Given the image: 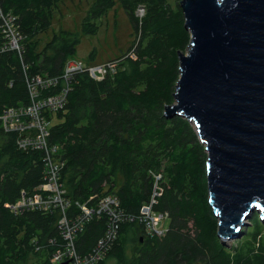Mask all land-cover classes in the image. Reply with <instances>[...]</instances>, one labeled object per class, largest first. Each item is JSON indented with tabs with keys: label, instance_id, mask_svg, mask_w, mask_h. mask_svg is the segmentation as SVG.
<instances>
[{
	"label": "trees",
	"instance_id": "trees-1",
	"mask_svg": "<svg viewBox=\"0 0 264 264\" xmlns=\"http://www.w3.org/2000/svg\"><path fill=\"white\" fill-rule=\"evenodd\" d=\"M61 2L0 0L2 11L16 16L22 34L20 50L0 53V114L6 107L27 104L28 78L59 75L74 56L80 35L96 34L102 17L116 4L122 8L134 36L131 45L109 59L113 71L99 79L87 70L74 73L62 110L48 116L47 141L57 147L55 159L61 162L67 217L80 214L79 204L91 206L107 194L117 198L124 214L115 241L96 264H106L110 257L116 264H264L260 213H253L252 229L246 228L240 242L223 243L208 201L204 146L190 121L164 114L174 101L178 52L190 37L178 3L93 0L80 21L81 34L58 27L43 41ZM138 5L145 8L142 17L135 14ZM94 56L92 49L88 57ZM18 137L0 121V264H53V252L65 241L58 227L59 207L21 213L10 207L22 191H37L46 169L43 151L22 149ZM155 191L151 209L166 213L169 224L162 235L150 236L139 217ZM106 229L105 214L91 215L75 237L77 253L91 251Z\"/></svg>",
	"mask_w": 264,
	"mask_h": 264
},
{
	"label": "water",
	"instance_id": "water-1",
	"mask_svg": "<svg viewBox=\"0 0 264 264\" xmlns=\"http://www.w3.org/2000/svg\"><path fill=\"white\" fill-rule=\"evenodd\" d=\"M190 37L166 117L195 127L223 241L264 214V0H179ZM64 260L57 264H68Z\"/></svg>",
	"mask_w": 264,
	"mask_h": 264
},
{
	"label": "built area",
	"instance_id": "built-area-1",
	"mask_svg": "<svg viewBox=\"0 0 264 264\" xmlns=\"http://www.w3.org/2000/svg\"><path fill=\"white\" fill-rule=\"evenodd\" d=\"M140 12V11H139ZM16 16L11 12L4 13L0 8V33L2 42L0 43V53L7 49L21 48L22 34L15 22ZM134 48V47H133ZM132 49L127 55H132ZM114 60H106L98 64L87 65L80 60H67L63 71L62 79L65 81L63 91L58 95L52 94L53 90L58 89L57 81L49 80L45 76L36 74L30 77L28 82L29 102L26 107L21 105L9 106L4 108L2 115L3 123L6 131H15L19 133L17 142L19 146L31 145L33 148L43 151V160L45 162L44 182L38 186L37 191L31 195L22 191L25 195L22 200H17L10 205L14 212H19L23 208H39L49 210L52 207H59L60 217L58 219V227L65 240L60 249L53 252L51 262L53 264L60 263L64 260H69L68 264H96L100 261L109 245L115 241L117 225L121 222L124 216L117 198L107 194L101 196L97 201L89 206L79 204L81 212L73 218L66 215L67 200L65 198V189L59 182V170L61 162L55 159V151L57 147L49 144L47 134L49 129V120H44L36 115L38 105H52L54 108L64 106L66 99L67 81L71 79L76 72L87 70L94 78H101L108 71H113ZM60 81V80H59ZM50 87L47 92L46 89ZM158 176L155 177V179ZM150 198V202L143 205L140 210V220L144 223L146 235H162L165 229L158 227L159 221L163 220L166 213L154 212L151 209L154 203V195ZM96 214H105L107 218V229L104 234L97 239L91 251L80 255L74 248L75 237L79 231L83 229L84 224L89 217Z\"/></svg>",
	"mask_w": 264,
	"mask_h": 264
},
{
	"label": "rangeland",
	"instance_id": "rangeland-1",
	"mask_svg": "<svg viewBox=\"0 0 264 264\" xmlns=\"http://www.w3.org/2000/svg\"><path fill=\"white\" fill-rule=\"evenodd\" d=\"M93 0H62L58 4V8L55 11L52 25L49 31L42 35V40L49 38L51 32L56 30L58 27L67 28L70 30H78L80 32V21L83 18L87 8L90 6ZM179 0H167L171 5H176ZM140 11V12H139ZM145 13V8L143 5H138L135 10V14L142 17ZM132 28L127 19L126 14L122 8L116 4L115 8L110 9L108 14L102 17L101 25L98 28L96 34H81L80 43L76 47V52L74 56L70 59H76L82 61V63L87 65L98 64L100 62H105L111 58L125 52L131 45L132 39ZM95 49V56L93 59L88 57L89 52ZM133 49V48H132ZM192 124V123H191ZM193 126V124H192ZM195 131V127L193 126ZM196 133V131H195ZM197 135V133H196ZM198 137V135H197ZM199 139V138H198ZM256 210L250 212V216L245 219L247 223H244L237 232L236 236L231 238H225L223 243L228 247L235 245L240 242L246 228L250 227V219ZM260 213V211H258ZM259 227L262 234V239L264 237V214ZM169 224V218L165 217L163 220L159 221L158 227L166 229ZM135 245V244H134ZM132 251L131 246L127 247V252L130 254ZM106 264H116L114 258H107Z\"/></svg>",
	"mask_w": 264,
	"mask_h": 264
},
{
	"label": "bare ground",
	"instance_id": "bare-ground-1",
	"mask_svg": "<svg viewBox=\"0 0 264 264\" xmlns=\"http://www.w3.org/2000/svg\"><path fill=\"white\" fill-rule=\"evenodd\" d=\"M61 75H62V72L59 74V75H57V76H45V78H47V79H49V80H53V81H57V82H59V80H62V77H61ZM30 81V78H28V82ZM63 86H60L58 89H56V90H53L52 91V94H54V95H58L60 92H62L63 91ZM47 90H50V87H48L47 89H46V91ZM48 92V91H47ZM28 104H25V105H21L22 107H26ZM62 108H63V106L62 107H60V108H54L52 105H38V107H37V109H36V115L37 116H39V117H42L44 120H49V118H48V116L49 115H53L54 113H56V112H58V111H60V110H62ZM3 113H4V109H3V111L1 112V114H0V121H1V124H2V127H3V129L4 130H6L5 129V125H4V123H3V119H2V115H3ZM22 149H28V148H30V149H32L33 147L31 146V145H26V146H24V147H22V146H20ZM41 150V149H40ZM43 182H44V180H43ZM42 182V183H43ZM41 183V184H42ZM40 184V185H41ZM23 198H25V195H23L22 193H21V197L18 199V200H22ZM29 209H38V210H41V209H39V208H23V209H21L19 212H17V213H21V212H23L24 210H29Z\"/></svg>",
	"mask_w": 264,
	"mask_h": 264
},
{
	"label": "clouds",
	"instance_id": "clouds-1",
	"mask_svg": "<svg viewBox=\"0 0 264 264\" xmlns=\"http://www.w3.org/2000/svg\"><path fill=\"white\" fill-rule=\"evenodd\" d=\"M101 63V62H100Z\"/></svg>",
	"mask_w": 264,
	"mask_h": 264
}]
</instances>
